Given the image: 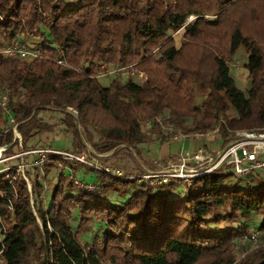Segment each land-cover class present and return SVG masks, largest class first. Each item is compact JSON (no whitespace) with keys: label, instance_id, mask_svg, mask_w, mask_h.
I'll list each match as a JSON object with an SVG mask.
<instances>
[{"label":"trees","instance_id":"trees-1","mask_svg":"<svg viewBox=\"0 0 264 264\" xmlns=\"http://www.w3.org/2000/svg\"><path fill=\"white\" fill-rule=\"evenodd\" d=\"M13 45L26 54L2 52ZM0 48V147L12 144L16 126L33 151L55 128L41 116L52 112L79 149L82 136L94 145L93 133L104 151L137 148L149 142L146 120L162 142L157 116L186 136L215 129L221 146L241 130L264 132V0H0ZM237 54L245 93L229 71ZM105 65L143 76L109 80L99 74ZM57 158L45 177L35 169L32 205L22 176L0 172V264H216L240 248L241 233L256 230L264 241L261 178L243 183L220 167L150 184L88 167L94 183L78 186L73 163ZM58 162L46 199L43 183ZM241 264H264V245Z\"/></svg>","mask_w":264,"mask_h":264},{"label":"rangeland","instance_id":"rangeland-1","mask_svg":"<svg viewBox=\"0 0 264 264\" xmlns=\"http://www.w3.org/2000/svg\"><path fill=\"white\" fill-rule=\"evenodd\" d=\"M68 1L69 3L73 2V0ZM206 18L207 17H202L201 19L204 20ZM193 19V17H189L188 22ZM182 35L183 30L178 31L173 35L177 45H179V42L182 40ZM33 42L35 41L30 39L31 45H33ZM1 48H3V46H1ZM242 63L243 57L240 54L235 55L234 59L229 64V71L236 87L245 93L248 87L246 79L247 72L242 67ZM105 73L108 74L109 80L118 78L120 76L123 77L122 81L125 79H131L133 81L140 82L143 76L141 72H136L132 68L118 69L114 68L113 66L106 65L101 68L99 74L101 76ZM69 110L72 116L77 118V113L74 110ZM41 116H43L44 121L47 123L55 125V128L51 133H44L42 135L41 140L38 142L33 151H25L22 144V137L17 132L16 126H12L14 138L12 144L9 147H0V172L12 169L22 176L26 183L28 193L30 194L31 205L34 198L31 196L30 179H34L36 171H39V168V173L45 177L44 170L42 169L43 166L46 163L55 160L54 158H57V155L66 157V154H70L72 156L84 157V163L75 162L74 160L72 161L66 157L73 163H71V167L75 169L74 172L77 176V180L79 181L78 186H81L80 182L83 184H93L96 179L97 174L92 172L88 167H92L95 170L99 168L107 169L108 172L120 173L132 179H136L137 181L140 179H149L151 176L159 175L162 172L170 169H178L182 165H184V170L202 169V167L207 165V162H203L202 165H199L192 161H182V158L185 157L186 154L192 156L193 154L197 153L199 149L202 151V156L210 157L215 155L219 149L225 146H221L217 131L215 129L203 134H190L186 136L181 134L179 131H175L170 126H167L165 124L167 120L165 117L160 118V116H157L154 118V120L161 132L160 136L162 142H160L159 139H156L155 135L149 134L150 131H152L150 130L151 121L146 120L140 122V131L147 137V139L149 138V142L139 145L137 148H122V146H120L115 151H104L102 146L104 142L102 140H98V136L94 133V145L86 142V139L84 136H82L84 134V130L78 125L77 129L82 136L84 143V148L79 149L77 146V141L72 139L70 132H65L63 127L58 123V119L61 118V115L58 112L45 113ZM100 117L104 118L103 115ZM244 133L258 132L241 130L235 134V138H242ZM150 139H152L153 142H150ZM52 141H54L53 147L57 149V151L51 146H48L51 145ZM71 142H73L74 148L77 149L78 147L77 150H80L79 152L65 151V147L67 149L71 148ZM97 149H100V151ZM8 150H10L9 153H7ZM57 164L58 168H54L53 171L47 175L46 181L43 183L46 188V199H48L50 195L49 186L55 183L57 173L61 172V170L64 168L62 163L58 162ZM69 171V168L65 169L64 174H69ZM230 173H232L231 170ZM28 175L31 177H28ZM154 180L156 179H151L150 184H155L153 182ZM189 181L190 180H186V182ZM184 187L185 183H182L179 185L177 191L181 192ZM106 196L109 201L110 199H116L118 202L122 201V199L116 196L114 193H108ZM70 224L73 227L76 226L75 221H71ZM98 225L99 224L95 225L94 228L97 229L99 227ZM250 233V230H248L246 233H241L238 239L240 244V248H237L238 251L236 249L234 254L229 257H227L229 252L226 253L222 258L221 256H218L217 260L215 258V262H217L216 264H241V261L246 254H249L251 251H254L264 245L262 244L264 241H261L262 237L260 233L258 234V232L256 233L255 240H248L246 237H248ZM213 259L214 258H205L197 264H208L210 261H214Z\"/></svg>","mask_w":264,"mask_h":264},{"label":"built area","instance_id":"built-area-1","mask_svg":"<svg viewBox=\"0 0 264 264\" xmlns=\"http://www.w3.org/2000/svg\"><path fill=\"white\" fill-rule=\"evenodd\" d=\"M2 52L7 55H14L20 53L25 55L26 52L17 46H9L2 49ZM201 149L192 156L186 154L182 161H192L196 164L202 165L207 162V165L202 169L184 170V165L178 169H170L162 172L159 175L151 176L152 178L159 179V182L165 183L169 179H184L189 180L198 175H204L220 167H226L233 177L239 179L243 183H249L253 177H258L264 180V132L261 133H244L242 138L235 139L228 142L223 148L219 149L217 153L210 157L202 156ZM70 160L75 162L84 163L83 156H72L66 154ZM108 172L107 169H104ZM114 173V172H111ZM120 175V173H114ZM75 184H79L74 180ZM257 231L254 230L250 233L249 239H256Z\"/></svg>","mask_w":264,"mask_h":264}]
</instances>
